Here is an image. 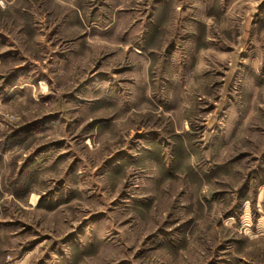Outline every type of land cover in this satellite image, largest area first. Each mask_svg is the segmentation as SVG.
Returning a JSON list of instances; mask_svg holds the SVG:
<instances>
[{
  "label": "rangeland",
  "instance_id": "rangeland-1",
  "mask_svg": "<svg viewBox=\"0 0 264 264\" xmlns=\"http://www.w3.org/2000/svg\"><path fill=\"white\" fill-rule=\"evenodd\" d=\"M0 181L21 264H264V0H0Z\"/></svg>",
  "mask_w": 264,
  "mask_h": 264
},
{
  "label": "crops",
  "instance_id": "crops-1",
  "mask_svg": "<svg viewBox=\"0 0 264 264\" xmlns=\"http://www.w3.org/2000/svg\"><path fill=\"white\" fill-rule=\"evenodd\" d=\"M8 201H10V186L8 182L0 181V264H21L20 260L27 259L32 253L30 251L20 253L10 249V207L5 209L2 205ZM3 210H7L6 213H3Z\"/></svg>",
  "mask_w": 264,
  "mask_h": 264
}]
</instances>
